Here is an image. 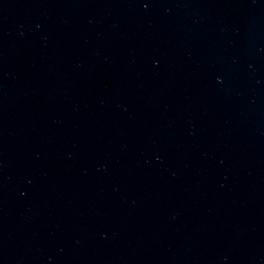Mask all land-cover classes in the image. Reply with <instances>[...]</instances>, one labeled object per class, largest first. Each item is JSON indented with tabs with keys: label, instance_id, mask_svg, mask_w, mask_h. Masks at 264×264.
Instances as JSON below:
<instances>
[{
	"label": "water",
	"instance_id": "obj_1",
	"mask_svg": "<svg viewBox=\"0 0 264 264\" xmlns=\"http://www.w3.org/2000/svg\"><path fill=\"white\" fill-rule=\"evenodd\" d=\"M0 264H264V0H0Z\"/></svg>",
	"mask_w": 264,
	"mask_h": 264
}]
</instances>
